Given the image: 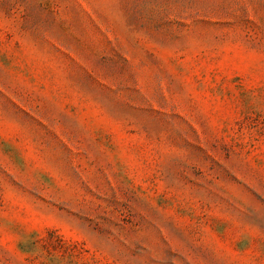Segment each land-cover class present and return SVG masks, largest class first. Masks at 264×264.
Here are the masks:
<instances>
[{
	"label": "rangeland",
	"instance_id": "374dc122",
	"mask_svg": "<svg viewBox=\"0 0 264 264\" xmlns=\"http://www.w3.org/2000/svg\"><path fill=\"white\" fill-rule=\"evenodd\" d=\"M0 264H264V0H0Z\"/></svg>",
	"mask_w": 264,
	"mask_h": 264
}]
</instances>
